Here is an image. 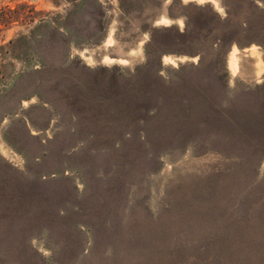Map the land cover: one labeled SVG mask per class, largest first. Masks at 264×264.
I'll list each match as a JSON object with an SVG mask.
<instances>
[{
	"label": "rangeland",
	"instance_id": "rangeland-1",
	"mask_svg": "<svg viewBox=\"0 0 264 264\" xmlns=\"http://www.w3.org/2000/svg\"><path fill=\"white\" fill-rule=\"evenodd\" d=\"M0 264H264V0H0Z\"/></svg>",
	"mask_w": 264,
	"mask_h": 264
}]
</instances>
